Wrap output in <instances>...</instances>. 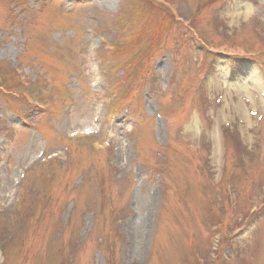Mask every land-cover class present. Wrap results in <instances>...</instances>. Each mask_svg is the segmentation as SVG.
Returning a JSON list of instances; mask_svg holds the SVG:
<instances>
[{
	"label": "rangeland",
	"instance_id": "obj_1",
	"mask_svg": "<svg viewBox=\"0 0 264 264\" xmlns=\"http://www.w3.org/2000/svg\"><path fill=\"white\" fill-rule=\"evenodd\" d=\"M167 1L0 0V264H264V0Z\"/></svg>",
	"mask_w": 264,
	"mask_h": 264
},
{
	"label": "trees",
	"instance_id": "obj_2",
	"mask_svg": "<svg viewBox=\"0 0 264 264\" xmlns=\"http://www.w3.org/2000/svg\"><path fill=\"white\" fill-rule=\"evenodd\" d=\"M161 1H165V2H168L167 0H150V5H149V8L151 9V12L150 13H152L153 15H154V13L153 12H155V11H160V12H162V13H164V15H167V16H169V15H171L172 16V14L169 12V10L165 7V5L161 2ZM169 3V2H168ZM148 8V10H150ZM167 16H163V17H167ZM173 17V16H172ZM162 18V17H161ZM160 18V19H161ZM170 18V17H169ZM148 22V21H147ZM147 25H148V23H146ZM146 30H147V26H146ZM162 32H164L163 30H162ZM162 32L161 31H158V32H156L155 34H152L151 33V40H152V42L149 44V45H151L152 43H155L156 41L157 42H159L160 40H161V38H162ZM137 44L138 43H140L141 42V39L140 38H138V39H136V41H135ZM135 45V44H134ZM119 50H121V48L119 47L118 48ZM145 52H146V50H145ZM21 86V85H20ZM80 138V137H79ZM50 159H53V158H51L50 157ZM53 162H56V159H55V161L54 160H52ZM22 203V202H21ZM23 214V213H22ZM19 215H21V213L19 212ZM23 220H21V222H22ZM2 240V238L0 239V241ZM2 242V241H1Z\"/></svg>",
	"mask_w": 264,
	"mask_h": 264
}]
</instances>
